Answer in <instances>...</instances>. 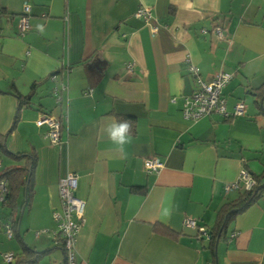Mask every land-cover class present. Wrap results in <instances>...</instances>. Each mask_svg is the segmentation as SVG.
Here are the masks:
<instances>
[{"label": "crops", "instance_id": "obj_1", "mask_svg": "<svg viewBox=\"0 0 264 264\" xmlns=\"http://www.w3.org/2000/svg\"><path fill=\"white\" fill-rule=\"evenodd\" d=\"M24 4L29 26L21 33ZM0 6V134L9 151L36 153L32 198L26 206L18 190L10 237L0 209V264H13L22 242L49 249L37 264L62 263L52 212L68 172L79 176L76 194L84 202L77 264H264V190L214 244L182 223L190 216L208 230L218 209L237 198L241 189L223 187L241 169L264 183V94L255 92L264 85V0H0ZM138 7L149 17H135ZM186 59L204 81L230 73L226 109L242 101L244 113L183 118L184 98L194 89ZM12 86L32 92L16 120ZM42 113L62 123L59 143H51L46 125H36ZM117 115L135 120L123 152L104 131ZM149 156L162 161L157 172L144 169ZM21 163L0 152V169ZM169 206L172 214L164 216ZM5 252L15 255L11 263Z\"/></svg>", "mask_w": 264, "mask_h": 264}, {"label": "built area", "instance_id": "obj_2", "mask_svg": "<svg viewBox=\"0 0 264 264\" xmlns=\"http://www.w3.org/2000/svg\"><path fill=\"white\" fill-rule=\"evenodd\" d=\"M28 12L29 5L24 4L23 13L18 20V28L23 33L29 26L28 24ZM134 16L137 18L149 17V11L146 7H138ZM216 35L221 36V28L216 26L214 29ZM187 70L194 78V89L192 92L184 98L182 107V116L185 119L195 120L201 116L209 115L211 113L220 114L223 117L242 115L245 111V105L242 101L236 102L232 111H227L225 105V98L223 96V88L230 81L231 74L222 70L216 72L212 79L204 81L198 74V70L188 59H186ZM132 68L131 63H127V69ZM56 94V100H59L57 94V88L53 89ZM37 126L46 125V136L51 143H59L60 135V120L54 116L42 113L35 121ZM163 163L155 157L149 156L144 158L143 167L147 172H157ZM79 176L75 172H68L58 181V196L60 200V206L58 210L52 212V218L55 222V229L53 233L55 236L62 239V246L64 251V264H77L76 255L74 249V241L76 232L82 221L83 199L77 196L76 188L78 185ZM239 181L242 182L240 187ZM254 184L253 177L246 169H241L237 179L233 182L224 185V191L229 189H250ZM1 190L3 184H0ZM1 199V196H0ZM182 223L185 227L196 229L198 233L209 238L208 230L197 223V221L190 217L185 216L182 219ZM5 234L10 237L12 235V229L8 224L4 226ZM2 258L6 263H11L14 260V254L11 252H5L2 254Z\"/></svg>", "mask_w": 264, "mask_h": 264}, {"label": "trees", "instance_id": "obj_3", "mask_svg": "<svg viewBox=\"0 0 264 264\" xmlns=\"http://www.w3.org/2000/svg\"><path fill=\"white\" fill-rule=\"evenodd\" d=\"M5 14V9L0 6V17ZM260 89V90H259ZM258 95L264 94V85L255 89ZM259 90V91H258ZM10 93H12L17 100V114L19 117L20 107L29 104L32 92L27 94H21L15 87H11ZM119 120H128L132 124V133L134 132V117L129 115H117ZM62 123H60L61 129ZM8 153L15 158L23 159V163L20 165L5 166L0 169V183L3 182V189L0 188V209L2 211L1 224L5 226L8 224L15 233L16 223L18 221L17 205L15 199L20 188L23 189L24 199L22 201L26 206L29 205L32 193H33V174L36 164V153L34 151H22L11 152L7 149L4 143V134H0V152ZM254 184L250 189H241L238 192L237 198L224 203L217 211L215 223L208 228L209 232V244H214L219 239L222 233L226 229L227 222L236 214L243 211L251 202H253L258 196L261 195L264 190V183H261L260 175H253ZM58 245L62 246V239H57ZM47 250L36 251L22 242V250L16 256L14 255L13 264H37L42 254H45Z\"/></svg>", "mask_w": 264, "mask_h": 264}, {"label": "clouds", "instance_id": "obj_4", "mask_svg": "<svg viewBox=\"0 0 264 264\" xmlns=\"http://www.w3.org/2000/svg\"><path fill=\"white\" fill-rule=\"evenodd\" d=\"M104 131L116 151L123 152L125 145L132 142V124L128 120L113 119L106 125ZM171 214V206L163 209L164 216H171Z\"/></svg>", "mask_w": 264, "mask_h": 264}, {"label": "rangeland", "instance_id": "obj_5", "mask_svg": "<svg viewBox=\"0 0 264 264\" xmlns=\"http://www.w3.org/2000/svg\"><path fill=\"white\" fill-rule=\"evenodd\" d=\"M12 241H16L15 238H13ZM56 253H58V251H56ZM45 256H46V255H43V256L40 258V260H41V261L44 260V259H45ZM41 261H40V262H41Z\"/></svg>", "mask_w": 264, "mask_h": 264}, {"label": "water", "instance_id": "obj_6", "mask_svg": "<svg viewBox=\"0 0 264 264\" xmlns=\"http://www.w3.org/2000/svg\"><path fill=\"white\" fill-rule=\"evenodd\" d=\"M61 264H64V258H63V261H62V263Z\"/></svg>", "mask_w": 264, "mask_h": 264}]
</instances>
